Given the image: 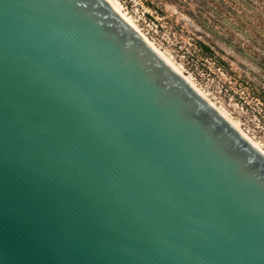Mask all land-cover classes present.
Returning <instances> with one entry per match:
<instances>
[{
  "label": "water",
  "instance_id": "1",
  "mask_svg": "<svg viewBox=\"0 0 264 264\" xmlns=\"http://www.w3.org/2000/svg\"><path fill=\"white\" fill-rule=\"evenodd\" d=\"M0 264H264V153L109 0H0Z\"/></svg>",
  "mask_w": 264,
  "mask_h": 264
},
{
  "label": "rangeland",
  "instance_id": "2",
  "mask_svg": "<svg viewBox=\"0 0 264 264\" xmlns=\"http://www.w3.org/2000/svg\"><path fill=\"white\" fill-rule=\"evenodd\" d=\"M264 149V0H113Z\"/></svg>",
  "mask_w": 264,
  "mask_h": 264
},
{
  "label": "bare ground",
  "instance_id": "3",
  "mask_svg": "<svg viewBox=\"0 0 264 264\" xmlns=\"http://www.w3.org/2000/svg\"><path fill=\"white\" fill-rule=\"evenodd\" d=\"M127 19L128 21L139 31V29L133 24L132 20L126 15L124 14L120 7L113 1V0H109ZM140 32V31H139ZM141 33V32H140ZM142 34V33H141ZM143 35V34H142ZM144 36V35H143ZM145 37V36H144ZM146 38V37H145ZM147 39V38H146ZM148 40V39H147ZM149 41V40H148ZM150 42V41H149ZM151 43V42H150ZM152 44V43H151ZM153 45V44H152ZM154 46V45H153ZM155 47V46H154ZM156 48V47H155ZM157 49V48H156ZM157 51L202 95L204 96L214 107H216L229 121H231L245 136H247L263 153H264V149L257 143L255 142L252 138H250L245 132H243V130L240 128L239 124L237 122H235L234 120H232L223 110H221L219 107H217L213 102H211V100L208 99V97L201 91L199 90L190 80L189 78H187L180 70L177 66L174 65V63L165 55L163 54L161 51H159L157 49Z\"/></svg>",
  "mask_w": 264,
  "mask_h": 264
}]
</instances>
